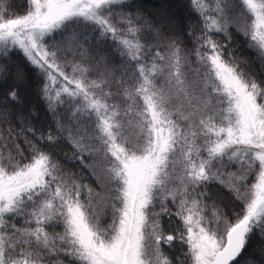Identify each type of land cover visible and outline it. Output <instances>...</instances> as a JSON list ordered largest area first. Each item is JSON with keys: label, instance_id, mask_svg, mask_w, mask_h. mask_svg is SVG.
Returning <instances> with one entry per match:
<instances>
[{"label": "snow or ice", "instance_id": "1", "mask_svg": "<svg viewBox=\"0 0 264 264\" xmlns=\"http://www.w3.org/2000/svg\"><path fill=\"white\" fill-rule=\"evenodd\" d=\"M23 6L0 0V121L29 123L31 71L52 123L0 134V264H264V0Z\"/></svg>", "mask_w": 264, "mask_h": 264}, {"label": "trees", "instance_id": "2", "mask_svg": "<svg viewBox=\"0 0 264 264\" xmlns=\"http://www.w3.org/2000/svg\"><path fill=\"white\" fill-rule=\"evenodd\" d=\"M178 4L180 0H171ZM12 2V9L11 11L15 14H23L25 11L24 8V0H11ZM159 3V0H146V8L151 9L153 5H156ZM218 39L223 40L222 37H217ZM247 39L235 32L233 30V42H232V48L231 50L237 55L242 58L248 59L250 62H252L253 68H257V65L253 61V57L255 55L254 51L250 49L248 46ZM9 63L15 64L17 66H20L22 68H25L27 70V66L24 64L22 59L18 56L13 55ZM26 82H29L33 89V102L30 101V99H24L23 97V90L20 86L19 92L21 96V103L22 107H18L16 111H23L25 116L28 115L29 112L32 113V116L29 117V123L23 124L19 121H12L10 124L6 122L0 121V134L7 136L9 130H11V136L12 140H15L18 143H22V146L26 147V144H23V141L25 140V137L31 138V133H26L24 131V128L26 127H34L38 130H43L45 127H48L52 123V115L50 112L46 110V106L44 101L42 100L40 96V80L38 79L37 75L34 74L31 71H28V79ZM12 81L9 80L8 84L4 85L3 88H0V93L7 87L11 85ZM19 124V126H18ZM50 130V129H49ZM10 142V141H9ZM74 149L71 147V145L62 142L60 144V147L56 150V159L59 160V162L64 165L65 168H67L71 173H73L76 177L80 178V182L82 183H88L93 186H95L94 179L91 175V164L92 160L89 158L87 153H83V160L77 158H73ZM67 157V158H66ZM85 165H88V167H85ZM219 186L217 188H214L213 190H218ZM172 207L171 205H169ZM159 211V208H157ZM174 211V208H173ZM169 220V217L163 216L161 218L162 224L166 223Z\"/></svg>", "mask_w": 264, "mask_h": 264}, {"label": "rangeland", "instance_id": "3", "mask_svg": "<svg viewBox=\"0 0 264 264\" xmlns=\"http://www.w3.org/2000/svg\"><path fill=\"white\" fill-rule=\"evenodd\" d=\"M171 2L174 5V7L172 8V11L176 14H179L181 12V10L175 7V5H176L175 2H173V1H171ZM20 86L23 90L22 92H23L24 99L28 98V99H30L31 102H33V89H32L31 84L29 82H25V83L21 84Z\"/></svg>", "mask_w": 264, "mask_h": 264}]
</instances>
